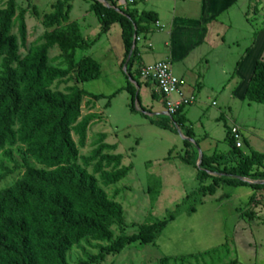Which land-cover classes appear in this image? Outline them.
I'll use <instances>...</instances> for the list:
<instances>
[{
    "label": "trees",
    "instance_id": "trees-1",
    "mask_svg": "<svg viewBox=\"0 0 264 264\" xmlns=\"http://www.w3.org/2000/svg\"><path fill=\"white\" fill-rule=\"evenodd\" d=\"M70 1L56 2L51 12L41 17V25L45 30L44 45L38 54L22 61L17 55L16 39L10 32L12 23L17 20L23 41L24 11H20L15 17L16 7L11 0L4 10H0V151L5 146L23 145L26 153L46 169L26 167L20 181L13 187L0 191V264H68L66 253L72 245L78 244L84 238L109 244L99 248V254L95 257L83 253L86 260L77 263L94 264L103 261L108 255H119L130 245L154 244L167 224L183 210L188 215L193 214L195 207L204 198L213 196L218 190L233 191L238 186H248L255 191L264 192V185H249L237 179L264 181V154L252 153L244 156L242 149L235 147L230 137V129L226 136L229 151L228 161L225 159V163L228 167L220 171V163L215 156L202 155L197 168L194 159L187 154L192 144L184 140L186 157L180 159L196 170L200 187L187 195L173 212H167L164 219L158 220L149 216L138 227L136 234L121 235L112 242L110 227L114 224L119 228L124 227L122 210L119 205L107 199L95 179L77 164L78 148L71 135L73 133L78 137L79 147L84 146L86 129L90 122L89 119H84L77 123L82 98L99 101L104 96L87 93L78 87H73L67 95L52 93L48 89L54 81L68 76V71L47 67L46 52L53 47L66 57L70 72L75 73L79 82L93 81L100 76V67L94 60L88 57L76 59L77 52L89 50L90 44L83 42L78 23L69 20L72 8ZM110 6L91 0L88 12L99 21L102 34H106L113 24L119 25L125 50L123 64L132 50L124 73L130 82L139 86L141 82L136 76L137 71L133 70L137 54L133 39L139 33L148 32L146 26L155 22V17L150 13L138 16L134 11L116 9L113 3ZM34 16L39 18L36 12ZM123 91L130 96V112L136 113L133 104L138 102V96L129 84L108 97L104 108L109 107L111 99ZM151 97L160 99L154 91ZM245 100L248 103L264 105L262 61L255 63ZM182 113L158 126L176 134L175 126L183 123ZM151 123L154 124L153 121ZM185 137H193L190 129L185 130ZM103 150H113V147H98L92 158L83 159L84 167L96 160ZM171 152L168 153V158ZM104 161L107 166L117 168L121 157L102 156L98 165ZM95 171L99 172L98 169ZM127 172L128 169L120 170L105 174L102 178L105 184L113 185L123 179ZM3 179L4 177H0V180ZM148 179L146 191L152 209L160 195L161 182L155 177ZM207 180L210 184L204 186L202 183ZM231 195L230 192H224L220 199H229ZM244 216L250 220L253 215L246 212ZM189 257L192 258H169L182 261ZM169 258H164L162 264H167Z\"/></svg>",
    "mask_w": 264,
    "mask_h": 264
},
{
    "label": "rangeland",
    "instance_id": "rangeland-1",
    "mask_svg": "<svg viewBox=\"0 0 264 264\" xmlns=\"http://www.w3.org/2000/svg\"><path fill=\"white\" fill-rule=\"evenodd\" d=\"M8 1L10 0H0V10L7 7ZM11 1L16 7L15 17L20 11H24L23 41L17 20L12 23L10 32L16 39L17 55L22 61L38 54L44 45L45 33L41 17L50 13L56 2L63 0ZM70 4L72 8L69 20L79 22L82 40L90 44L89 50L77 52L76 59L88 57L94 60L100 67V76L93 81L79 82L75 73L70 72L66 57L53 47L46 52L47 67L68 71V76L54 81L48 89L52 93L67 95L73 87H78L87 93L104 96V99L99 101L82 98L77 123L84 119H89L90 122L86 129L84 146L79 147L78 137L73 133L71 135L78 148L77 164L95 179L107 199L119 205L122 210L124 227L119 228L115 224L110 227L112 242L121 235L136 234L138 227L149 216L158 220L164 219L167 212H173L187 195L200 187L196 170L180 159L186 157L183 137L186 138L185 130L189 127L194 137L190 139L193 143L187 154L194 159L195 165L200 154L202 157L208 149L215 151L213 156L218 157L216 160L220 163L219 171L228 167L225 161H228L229 145L225 135L233 126L241 130L242 151L246 155L264 154V105L235 103V107L233 106L235 110L231 115L224 111L223 99L211 92L201 96L200 101L195 102L187 114L182 113L183 123L177 126L180 135L178 132L174 134L162 130L158 124L169 119L160 115L164 113L161 100L151 97L153 86L142 82L135 86L124 73L126 61L119 67V59L124 52L119 25L113 24L106 34H102L99 21L88 12L91 0H71ZM258 5L264 14V0H255L247 17L250 23L245 19L243 22L235 23L227 34L226 43L233 52L237 47L241 52L253 39L257 42L262 38L264 15L258 13ZM35 12L39 18L34 16ZM140 34L138 37L142 36ZM234 41H238V46L236 43H230ZM152 60L157 59L149 56L146 62L151 63ZM1 70L0 65V74ZM127 84L132 86L138 96V102L135 101L133 104L136 113L130 112V96L125 91L112 98L109 107L105 109L107 98L124 89ZM213 102L215 106H212ZM145 114L156 116L149 118ZM101 145L113 147V150H103L96 160L88 167H84L83 159L92 158L94 151ZM170 151L172 152L168 158ZM117 155L121 157L117 168L107 166L105 161L98 165L102 156ZM26 167L46 170L26 153L25 146L16 144L3 147L0 151V177L4 179L0 180V191L11 188L20 181ZM96 169L99 172H96ZM125 169H128V172L123 179L113 185L104 183L103 175ZM149 177H155L161 182V192L152 209L146 191ZM202 184L209 185L210 181H204ZM244 187L238 186L232 189L233 191L218 190L213 196L204 198L201 204L195 207L193 214L188 215L183 210L167 224L154 244L148 246L133 244L119 255H108L103 261L94 264H162L164 258L188 256L192 258L182 261L169 258L167 264H236V262L246 264L248 254L246 253L247 256L241 254L246 249L236 239L237 214L245 211L250 197V191ZM223 191L232 193V196L229 199H220ZM252 233L254 234L253 231ZM107 246L109 244L106 242L84 238L71 246L66 253V262L77 264L86 260L83 253L95 257L99 254V248Z\"/></svg>",
    "mask_w": 264,
    "mask_h": 264
},
{
    "label": "crops",
    "instance_id": "crops-1",
    "mask_svg": "<svg viewBox=\"0 0 264 264\" xmlns=\"http://www.w3.org/2000/svg\"><path fill=\"white\" fill-rule=\"evenodd\" d=\"M96 1L105 5L102 0ZM112 3L116 9L134 11L138 16L150 13L155 17V22L146 26L148 32L141 33L138 44L135 43L133 70L166 61L180 80L182 94L194 97L196 103L204 94H217L224 101V111L231 115L235 103L251 104L245 100V92L255 63L264 62V30L259 41L253 39L241 52L239 47L232 51L226 36L235 23L244 19L250 23L247 17L255 0H109L106 5ZM258 13L263 14L259 5ZM230 43L238 46V41ZM124 53L125 50L119 67ZM149 56L157 60L147 63ZM194 104L183 110L184 115ZM215 105L213 102L212 106ZM226 136L227 132L225 139ZM203 154L212 157L215 151L207 149ZM243 154L249 156L244 151ZM244 188L250 191V197L245 211L237 214L236 239L246 249L241 254H248L246 264H264V192ZM246 212L253 215L252 219L244 216Z\"/></svg>",
    "mask_w": 264,
    "mask_h": 264
},
{
    "label": "built area",
    "instance_id": "built-area-1",
    "mask_svg": "<svg viewBox=\"0 0 264 264\" xmlns=\"http://www.w3.org/2000/svg\"><path fill=\"white\" fill-rule=\"evenodd\" d=\"M134 41L138 42L139 37H135ZM135 70L140 82L153 86L154 92L160 97L164 113L168 117L172 118L194 104V97H186L182 94L180 80L173 74L169 62L163 61L153 65H145ZM230 137L235 147L242 149L243 140L237 127L230 129Z\"/></svg>",
    "mask_w": 264,
    "mask_h": 264
},
{
    "label": "water",
    "instance_id": "water-1",
    "mask_svg": "<svg viewBox=\"0 0 264 264\" xmlns=\"http://www.w3.org/2000/svg\"><path fill=\"white\" fill-rule=\"evenodd\" d=\"M104 6H107L106 3H105ZM131 52H132V50H131ZM131 52H130V54H129L128 57H127L126 64H127L128 60H129V58H130ZM124 68H126V65H125ZM145 115H147V117H149V118H152V117H155V116H156V114H145ZM160 115H161V116H164V117H167L169 120H172V118H171V117H168L165 113H161ZM175 127H176V131H177V132L179 133V135H180V130H179V128H178L177 126H175ZM183 139L189 141L190 143H193V141H191L190 139H187V138H184V137H183ZM200 163H201V154H200V157H199V161H198V163H197V165H196L197 168H199ZM237 179L240 180L241 182L247 183V184H249V185H252V184L264 185V181L256 182V181H252V180H250V179H245V178H237Z\"/></svg>",
    "mask_w": 264,
    "mask_h": 264
}]
</instances>
